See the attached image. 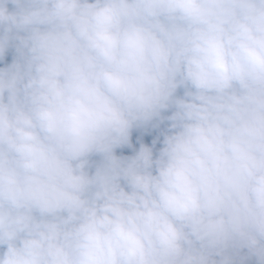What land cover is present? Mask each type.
Masks as SVG:
<instances>
[{"label": "clouds", "instance_id": "9594fccd", "mask_svg": "<svg viewBox=\"0 0 264 264\" xmlns=\"http://www.w3.org/2000/svg\"><path fill=\"white\" fill-rule=\"evenodd\" d=\"M0 264H264V0H0Z\"/></svg>", "mask_w": 264, "mask_h": 264}, {"label": "rangeland", "instance_id": "374dc122", "mask_svg": "<svg viewBox=\"0 0 264 264\" xmlns=\"http://www.w3.org/2000/svg\"><path fill=\"white\" fill-rule=\"evenodd\" d=\"M150 140H151V137H145V142L146 143H150ZM136 142H135V134H134V144H135ZM136 147H138V144H136ZM121 151H122V154H124V155H130V154H132L131 153V149H123V150H118V154L119 153H121Z\"/></svg>", "mask_w": 264, "mask_h": 264}]
</instances>
